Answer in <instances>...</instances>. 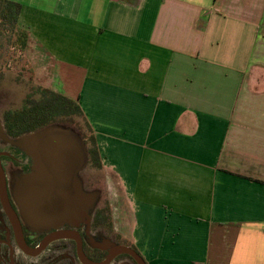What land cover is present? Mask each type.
Segmentation results:
<instances>
[{
  "label": "crops",
  "instance_id": "obj_1",
  "mask_svg": "<svg viewBox=\"0 0 264 264\" xmlns=\"http://www.w3.org/2000/svg\"><path fill=\"white\" fill-rule=\"evenodd\" d=\"M13 1L146 263L264 264V0Z\"/></svg>",
  "mask_w": 264,
  "mask_h": 264
},
{
  "label": "flooded vegetation",
  "instance_id": "obj_2",
  "mask_svg": "<svg viewBox=\"0 0 264 264\" xmlns=\"http://www.w3.org/2000/svg\"><path fill=\"white\" fill-rule=\"evenodd\" d=\"M47 89L50 88L31 86L21 109H14L10 104L6 107L0 105V117L8 135L23 134L12 126L10 115L26 109L31 100L42 99ZM32 165L33 160L25 151L0 138V264H139L131 254L118 253L111 246L123 245L140 253L119 228L120 208L115 194L113 197L104 193L88 222L49 228L30 227L15 201L13 187L15 178L30 172ZM89 187L108 189L107 183L94 182Z\"/></svg>",
  "mask_w": 264,
  "mask_h": 264
},
{
  "label": "water",
  "instance_id": "obj_3",
  "mask_svg": "<svg viewBox=\"0 0 264 264\" xmlns=\"http://www.w3.org/2000/svg\"><path fill=\"white\" fill-rule=\"evenodd\" d=\"M0 138L25 151L31 171L15 178L13 195L25 222L34 228L88 222L103 198V187H87L89 151L80 132L70 124L53 122L12 137L0 117ZM147 264L131 247L111 245Z\"/></svg>",
  "mask_w": 264,
  "mask_h": 264
},
{
  "label": "rangeland",
  "instance_id": "obj_4",
  "mask_svg": "<svg viewBox=\"0 0 264 264\" xmlns=\"http://www.w3.org/2000/svg\"><path fill=\"white\" fill-rule=\"evenodd\" d=\"M17 33L16 30L3 31L0 28V39L3 43V48L0 49V105L6 107L10 104L14 109H21L31 86L41 85L51 89V78L50 69L43 54L37 51L29 40L26 47L22 48L21 38ZM70 125L74 126L82 137L85 135L83 131L86 130V127L83 119L77 118L75 123ZM85 176L87 187L94 182L107 183L108 189L103 187V194L107 192L113 197L114 194L116 195L115 201H117V206L120 208L119 215L121 217L119 228L122 235L130 236L131 231L127 224L128 218L126 219L130 211V200L124 186L119 183L118 178L103 163L101 168L89 164L85 170Z\"/></svg>",
  "mask_w": 264,
  "mask_h": 264
},
{
  "label": "trees",
  "instance_id": "obj_5",
  "mask_svg": "<svg viewBox=\"0 0 264 264\" xmlns=\"http://www.w3.org/2000/svg\"><path fill=\"white\" fill-rule=\"evenodd\" d=\"M22 5L13 0H0V28L3 31H18L21 46L25 48L29 34L19 26V16ZM10 122L20 130V133L36 130L53 122L65 124L75 123L77 118L83 119L86 130L83 137L88 146L89 164L102 167V159L96 136L84 116L78 100L47 89L43 92L42 99L31 100L30 105L21 112L10 115Z\"/></svg>",
  "mask_w": 264,
  "mask_h": 264
}]
</instances>
